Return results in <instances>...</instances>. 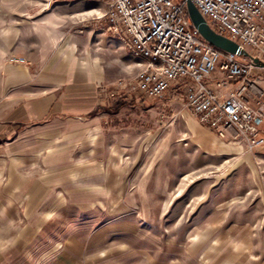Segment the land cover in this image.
Returning a JSON list of instances; mask_svg holds the SVG:
<instances>
[{"label": "rangeland", "instance_id": "1", "mask_svg": "<svg viewBox=\"0 0 264 264\" xmlns=\"http://www.w3.org/2000/svg\"><path fill=\"white\" fill-rule=\"evenodd\" d=\"M112 41L101 51L113 102L93 131L4 176L13 181L0 196H27L26 183L40 182L35 200L0 201L5 264H51L71 239L115 248V264H264V150L202 125L186 91L136 90L138 60ZM68 243L72 254L81 245Z\"/></svg>", "mask_w": 264, "mask_h": 264}, {"label": "crops", "instance_id": "2", "mask_svg": "<svg viewBox=\"0 0 264 264\" xmlns=\"http://www.w3.org/2000/svg\"><path fill=\"white\" fill-rule=\"evenodd\" d=\"M0 6L1 185L8 171L19 170L35 155L66 153L73 145L70 138L93 131L99 110L113 102L101 50H115L112 38L124 43L108 31L107 0H0ZM12 57L25 62L10 61ZM254 71L264 92V70ZM260 103L264 106V96L252 101ZM12 179L4 183L10 186ZM39 183H26L27 196H0V201L35 200ZM68 242L81 243L79 250L69 253ZM85 244L67 240L51 264H86L93 258L115 264V248ZM4 248L0 236V264H5ZM125 257L131 259V252Z\"/></svg>", "mask_w": 264, "mask_h": 264}, {"label": "built area", "instance_id": "3", "mask_svg": "<svg viewBox=\"0 0 264 264\" xmlns=\"http://www.w3.org/2000/svg\"><path fill=\"white\" fill-rule=\"evenodd\" d=\"M189 2L215 32L239 43L240 58L201 35ZM104 17L108 31L138 60L136 90L155 99L186 91L187 106L220 138L249 150L264 146V106L252 104L264 92L250 76L264 70V0H107Z\"/></svg>", "mask_w": 264, "mask_h": 264}, {"label": "water", "instance_id": "4", "mask_svg": "<svg viewBox=\"0 0 264 264\" xmlns=\"http://www.w3.org/2000/svg\"><path fill=\"white\" fill-rule=\"evenodd\" d=\"M188 12L191 17V20L194 26L199 30L201 35L210 43L215 45L216 47L232 52L235 54L240 53V45L236 41L231 40L230 38L221 35L215 32L210 25L208 24L207 20L202 16L196 6L189 2L188 3Z\"/></svg>", "mask_w": 264, "mask_h": 264}]
</instances>
